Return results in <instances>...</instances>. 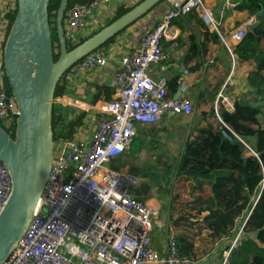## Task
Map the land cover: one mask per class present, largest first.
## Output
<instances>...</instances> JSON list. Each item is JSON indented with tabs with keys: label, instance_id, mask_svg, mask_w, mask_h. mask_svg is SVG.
Wrapping results in <instances>:
<instances>
[{
	"label": "built area",
	"instance_id": "built-area-1",
	"mask_svg": "<svg viewBox=\"0 0 264 264\" xmlns=\"http://www.w3.org/2000/svg\"><path fill=\"white\" fill-rule=\"evenodd\" d=\"M70 1L73 4L66 12L64 32L67 44L77 45L91 35L89 19L115 0H69V5ZM164 2L165 15L120 60L110 83L113 98L95 103V129L90 140L74 134L55 142L49 180L34 217L5 264H193L181 255L176 240L161 252L155 248L152 233L161 208L136 194L140 176L122 158L130 151L139 126L159 123L169 113L193 116L195 104L188 95L191 82L187 69L178 81L176 97L169 96L165 78L155 80L149 74L152 65L174 67L172 51L177 49L179 37L175 21L195 11L207 30L216 32L230 48L253 28L257 17L223 36L218 25L234 4L222 7L218 18L206 0ZM17 9L18 0H0V124L9 132L16 130L19 110L6 81L4 48ZM165 41L170 44L168 50ZM109 61L110 52L101 47L70 67L66 78L77 82L79 76L101 69ZM234 83L230 76L225 86ZM217 100L216 113L235 102L223 89ZM11 192V173L0 161V215Z\"/></svg>",
	"mask_w": 264,
	"mask_h": 264
},
{
	"label": "trees",
	"instance_id": "trees-1",
	"mask_svg": "<svg viewBox=\"0 0 264 264\" xmlns=\"http://www.w3.org/2000/svg\"><path fill=\"white\" fill-rule=\"evenodd\" d=\"M235 2L236 10L247 12L250 17L257 16L264 9V0ZM60 3L61 0H50L49 6L55 60L60 56L56 30ZM72 4L70 1L69 7ZM132 8L119 7L106 25ZM185 19L186 22L179 20L182 22L181 34L177 41L179 47L188 48L185 67L190 73L200 74L203 69L201 54H207L211 49L209 44L222 46V39L216 32L207 30L197 12H190ZM257 21L258 25L252 28L233 50L240 65L249 69L246 81L250 92L235 97L233 112L220 107L216 113V100L228 72L219 79L204 84L198 95L199 114L197 113V118L185 139L176 167L160 168L149 163L151 178L144 185L148 189H158L160 199L171 197L172 188L177 185L173 197V212L169 220L173 225L174 237L179 244L181 255L188 257L193 264H198L217 250V244L224 237L218 232V223L224 218L232 221L243 219L242 231L247 235L245 242L243 235L239 237L241 245L237 247L232 248L231 243L225 244L223 250L227 253V264H264V130L261 117L263 106L258 103V98L264 101V18ZM185 23L196 30H203L202 38L194 33L182 38ZM125 30L110 39L102 48L108 49ZM90 36L83 38L80 43ZM67 45L69 50L77 46ZM163 45L167 47L168 43L164 42ZM225 50L228 53L226 48ZM66 74L67 72L56 87V98L71 95ZM6 81L9 91L12 92L7 78ZM72 115L73 119H69ZM83 115L81 112L75 114V109L55 103L52 118L54 142L70 139L76 127L81 124ZM219 118L244 142L252 146L256 155L245 157V144L229 132ZM223 130L228 132L233 140L225 137ZM6 131L12 137L15 136V131ZM149 144L152 147L154 143ZM259 197L260 201L257 203ZM251 211L253 213L249 217ZM247 218V224L244 226Z\"/></svg>",
	"mask_w": 264,
	"mask_h": 264
},
{
	"label": "water",
	"instance_id": "water-1",
	"mask_svg": "<svg viewBox=\"0 0 264 264\" xmlns=\"http://www.w3.org/2000/svg\"><path fill=\"white\" fill-rule=\"evenodd\" d=\"M164 1L143 0L69 50L64 32L69 0H61L56 16L60 56L55 60L49 20L50 0H18L17 13L4 48V69L19 116L14 137L0 125V161L8 167L12 177L11 196L0 215V264H5L17 248L49 180L55 147L53 108L59 81L70 67ZM256 17L263 19L264 9ZM257 25L258 22L253 28ZM225 127L241 140L230 126L225 124ZM223 135L233 140L224 130ZM259 201L260 197L257 203ZM237 246L233 244L232 248Z\"/></svg>",
	"mask_w": 264,
	"mask_h": 264
},
{
	"label": "crops",
	"instance_id": "crops-1",
	"mask_svg": "<svg viewBox=\"0 0 264 264\" xmlns=\"http://www.w3.org/2000/svg\"><path fill=\"white\" fill-rule=\"evenodd\" d=\"M138 3H140L138 2V0H115L110 6L98 10V12H96L89 19L91 34L103 28L106 25V22L114 17L119 7L132 8L135 7ZM227 3H232L235 6L231 7L227 11L226 16L219 23L222 33H226V35L232 34V32L241 28L244 22L250 18V15L247 12L236 10L235 0H207V4L214 9V12L218 16V18L222 7H224ZM166 11L167 4L165 2H162L161 4L154 7V9L147 15H145L142 19L133 23L129 28H126V30L120 35V37L118 36L108 48V51L110 52V61L105 67L79 76L77 82H72L71 80L66 78L70 86L71 95L57 97L56 104L67 107L68 109H75V114H79V112L84 113L81 118V124L76 127L73 135L78 134L83 139L90 140L91 134L95 129V103L101 98H105L106 100H111L113 98V89L111 88L110 83L114 74L119 68L120 60L124 57L125 54H127L128 51L136 47L140 39L155 26V24L165 15ZM179 20H184L186 22V19L176 20L175 27L178 30V36L181 34L180 23H182ZM183 26L185 27L182 38H186L190 33H194L200 39L202 38L203 30H196L187 23H185V25L183 24ZM165 42L168 43V46L164 48L168 50L170 48V44L168 41ZM123 44L127 46L126 53L119 54L118 52H115ZM222 44V46L225 47L209 44V48L211 49L207 52V54H201L203 69L200 74L190 73L187 67H185V58L188 53V48L187 46L179 47V44L177 49L172 51L174 67L168 68L166 65H152L150 66L149 74L155 80L165 78L169 85V96L176 97L178 94V81L183 76V69H187L190 73V75L188 76V80H190L191 82V87L188 95L195 104V112V108L197 110L198 95L204 84L210 81H215L222 77L224 73L228 72L227 78L224 81L221 90L223 89L226 96L231 97L235 100V97L250 92L246 81L249 69L245 65H240V63L234 56L233 50L236 45H230L229 48L225 43L222 42ZM225 48L228 50V53L226 52ZM233 62L234 66L232 65ZM194 64L195 62L193 63V65ZM230 76L233 77L235 83L233 86H225V83ZM96 98L98 99L96 100ZM74 102H76V104H73ZM258 103L263 106L261 117L262 128L264 130V101L258 98ZM233 104L234 101L231 107L226 108L229 112L234 111ZM199 111L200 109L197 111L198 114ZM73 117L74 116L72 115L69 119H73ZM193 117L194 113L191 117L176 116L172 113H169L164 116L159 123L153 125H142L138 127L136 135L134 136L133 142L131 144V149L122 158V160L123 162L128 163V166L131 169H136V173L140 176L141 186L142 181L146 182L151 178L149 174L151 165L149 163L154 164L155 162L153 161V156L151 154L149 155V159H147L146 157L149 153L153 152V149L156 148L157 139H159V137L161 136H164L167 132L170 136V134H173V129H175V132L179 131L180 127H183V125L185 124V121H192ZM196 118L197 114L195 115L194 120H196ZM177 119L179 121H183V123L177 121ZM150 142L154 143L152 147L149 144ZM246 150L247 151L244 153L245 157L256 155L252 146L250 148H246ZM139 189L140 186L136 189L137 195L147 200L151 204L159 205L161 209L164 205V207L166 208L165 212L168 215V218L170 217V214H172L174 207L173 197L177 191L176 184L172 188L171 197L169 198L163 197L160 199L159 191L156 188H145L141 193H139ZM168 234V239L170 240H168L167 244H163L161 238L158 236L152 237L153 245L159 252H161L164 247L167 246L171 241H175L174 229L171 223ZM219 248L220 247L217 248L214 254H219V252H217ZM203 260H205V258ZM202 262L199 263L202 264Z\"/></svg>",
	"mask_w": 264,
	"mask_h": 264
},
{
	"label": "rangeland",
	"instance_id": "rangeland-1",
	"mask_svg": "<svg viewBox=\"0 0 264 264\" xmlns=\"http://www.w3.org/2000/svg\"><path fill=\"white\" fill-rule=\"evenodd\" d=\"M218 28L221 34L223 36H226V33H222L219 25H218ZM126 49H127V46L123 44L115 52H118L119 54H122V53L125 54ZM196 114H197V110L195 108L194 117L192 121L191 120L185 121V124L183 125V127H180L179 131L177 132H175V129H173V134H170V136H169V133L167 132L164 135L165 137L164 136L159 137V139H157L156 148L153 149V152L149 153L146 158L149 159V155L151 154L153 156V161L155 162L154 163L155 165L160 166V167L169 166L170 168L176 167L177 161L179 159V154L183 148V143L185 141V138L188 132L191 129V126L194 122ZM177 121L179 120L177 119ZM179 122L183 123V121H179ZM245 147L247 148L246 145ZM246 151L247 150H245V152ZM144 182L145 181H142V186L140 185L139 193H141L143 189L146 188V186L144 185ZM165 210L166 208L163 205L159 217L156 218L155 225L153 228V233H152V237L153 236L160 237L163 244H167L168 240H170L168 239L170 220ZM242 225H243V219L232 221L229 218H224L220 220L218 223V232L224 237L221 238L220 242L216 246V249L220 247L219 250L217 251L219 252V254L216 255L212 253L213 254V255L211 254L212 256L209 255L210 257L205 258L203 262L201 261L202 264H218V263L224 264L226 254H227V253H224V250H223V247L225 246V244L227 243H231L232 245L235 244L237 242V239L241 235H243L244 237L243 242L247 239V235H245V233L242 231ZM222 256H225V258L223 259Z\"/></svg>",
	"mask_w": 264,
	"mask_h": 264
},
{
	"label": "bare ground",
	"instance_id": "bare-ground-1",
	"mask_svg": "<svg viewBox=\"0 0 264 264\" xmlns=\"http://www.w3.org/2000/svg\"><path fill=\"white\" fill-rule=\"evenodd\" d=\"M240 244V242H239V238L237 239V242H236V245H239Z\"/></svg>",
	"mask_w": 264,
	"mask_h": 264
}]
</instances>
